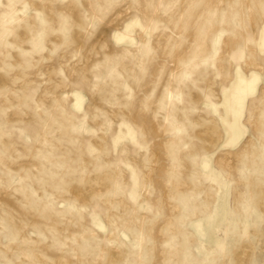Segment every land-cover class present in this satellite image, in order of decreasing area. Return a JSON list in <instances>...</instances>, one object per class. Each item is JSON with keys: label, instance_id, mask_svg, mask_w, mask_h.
<instances>
[{"label": "rangeland", "instance_id": "1", "mask_svg": "<svg viewBox=\"0 0 264 264\" xmlns=\"http://www.w3.org/2000/svg\"><path fill=\"white\" fill-rule=\"evenodd\" d=\"M0 264H264V0H0Z\"/></svg>", "mask_w": 264, "mask_h": 264}, {"label": "bare ground", "instance_id": "2", "mask_svg": "<svg viewBox=\"0 0 264 264\" xmlns=\"http://www.w3.org/2000/svg\"><path fill=\"white\" fill-rule=\"evenodd\" d=\"M171 101L169 100V103H170Z\"/></svg>", "mask_w": 264, "mask_h": 264}]
</instances>
